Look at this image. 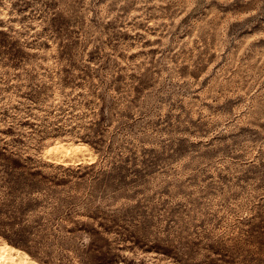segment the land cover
<instances>
[{
    "label": "rangeland",
    "instance_id": "1",
    "mask_svg": "<svg viewBox=\"0 0 264 264\" xmlns=\"http://www.w3.org/2000/svg\"><path fill=\"white\" fill-rule=\"evenodd\" d=\"M55 84L88 96L105 168L52 181L26 154L62 130L37 123ZM0 85V193L39 221L24 245L62 223L92 233L83 264H264V0H12ZM97 191L132 203L65 218Z\"/></svg>",
    "mask_w": 264,
    "mask_h": 264
},
{
    "label": "clouds",
    "instance_id": "2",
    "mask_svg": "<svg viewBox=\"0 0 264 264\" xmlns=\"http://www.w3.org/2000/svg\"><path fill=\"white\" fill-rule=\"evenodd\" d=\"M2 2L5 7L0 9V12L11 7L12 0H2ZM53 67H55L54 64ZM37 71L39 70L37 69ZM47 82L52 83V81ZM54 86L57 88L56 97L51 99V93H49L45 98L46 102L38 106L44 111L37 113L43 119V123L40 121L37 123L40 128L51 132L52 129L48 127L49 122L62 121V130L57 139H42L41 136L33 135L27 141L26 154L33 157L36 166L52 181H56L58 177L70 179L79 172L87 171L89 161L95 162L98 169L105 168L107 165L105 154L98 152L91 143H88L95 136L97 128L95 121L99 119V116L91 109L84 107L83 101L87 100L88 96L76 97L73 100V95H69L68 91L74 93V86L71 90H65L59 84ZM48 113H52V115H48ZM57 142L65 146L67 154L61 152L57 155H45L47 149ZM47 195L48 199L45 200L47 207L40 213L45 217H48L49 213L55 214L57 205V199L51 189L48 190ZM131 203L132 201L114 202L111 197H105L103 191L88 192L87 195H82L78 200L72 202L68 209L71 217L66 216L65 218L85 220L89 224L96 223L98 225L99 221L89 219L93 212L117 214ZM26 211L27 209H21L17 205L11 204L9 198L0 193V248L18 251L21 260H25V264H45V261H48L49 264H83L82 256L93 240L92 233L86 230L69 232L64 229L61 223L58 226V231L54 234L55 241L49 239L53 233L42 235L38 232L32 237L30 246L24 245L20 240V231L25 227L30 230L39 227L37 214L22 215V212ZM17 217L23 221L22 224L16 222ZM6 222L7 227H5ZM13 222H16L15 227H13Z\"/></svg>",
    "mask_w": 264,
    "mask_h": 264
},
{
    "label": "bare ground",
    "instance_id": "3",
    "mask_svg": "<svg viewBox=\"0 0 264 264\" xmlns=\"http://www.w3.org/2000/svg\"><path fill=\"white\" fill-rule=\"evenodd\" d=\"M53 150L55 152L67 153L63 144H56ZM0 264H25V260H21L18 251H10L7 248H0Z\"/></svg>",
    "mask_w": 264,
    "mask_h": 264
}]
</instances>
